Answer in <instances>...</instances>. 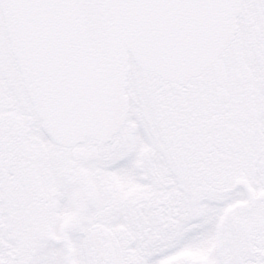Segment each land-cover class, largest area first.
I'll list each match as a JSON object with an SVG mask.
<instances>
[{"label":"snow or ice","instance_id":"snow-or-ice-1","mask_svg":"<svg viewBox=\"0 0 264 264\" xmlns=\"http://www.w3.org/2000/svg\"><path fill=\"white\" fill-rule=\"evenodd\" d=\"M0 264H264V0H0Z\"/></svg>","mask_w":264,"mask_h":264}]
</instances>
